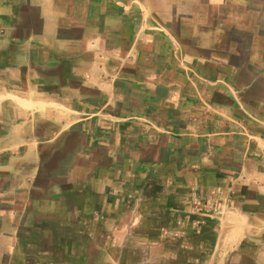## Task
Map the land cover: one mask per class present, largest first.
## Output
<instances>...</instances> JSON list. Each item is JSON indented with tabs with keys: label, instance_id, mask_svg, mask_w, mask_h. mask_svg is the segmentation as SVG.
I'll return each mask as SVG.
<instances>
[{
	"label": "crops",
	"instance_id": "obj_1",
	"mask_svg": "<svg viewBox=\"0 0 264 264\" xmlns=\"http://www.w3.org/2000/svg\"><path fill=\"white\" fill-rule=\"evenodd\" d=\"M162 199L264 264V0H0V264H115Z\"/></svg>",
	"mask_w": 264,
	"mask_h": 264
},
{
	"label": "rangeland",
	"instance_id": "obj_2",
	"mask_svg": "<svg viewBox=\"0 0 264 264\" xmlns=\"http://www.w3.org/2000/svg\"><path fill=\"white\" fill-rule=\"evenodd\" d=\"M153 203L151 213L149 205L138 203L136 217L127 218L115 235V264H215L209 245L198 237L202 222L195 213L163 199Z\"/></svg>",
	"mask_w": 264,
	"mask_h": 264
}]
</instances>
